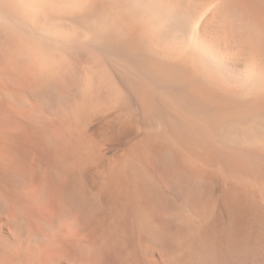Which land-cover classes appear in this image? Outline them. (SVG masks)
Returning <instances> with one entry per match:
<instances>
[{"label": "bare ground", "instance_id": "obj_1", "mask_svg": "<svg viewBox=\"0 0 264 264\" xmlns=\"http://www.w3.org/2000/svg\"><path fill=\"white\" fill-rule=\"evenodd\" d=\"M0 264H264V0H0Z\"/></svg>", "mask_w": 264, "mask_h": 264}]
</instances>
